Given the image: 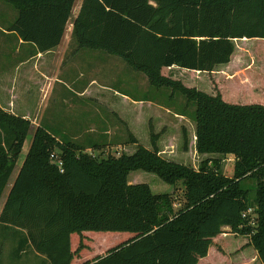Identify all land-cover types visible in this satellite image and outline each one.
Segmentation results:
<instances>
[{
	"label": "trees",
	"instance_id": "1",
	"mask_svg": "<svg viewBox=\"0 0 264 264\" xmlns=\"http://www.w3.org/2000/svg\"><path fill=\"white\" fill-rule=\"evenodd\" d=\"M6 1L18 11L9 31L39 52L59 44L73 0ZM72 33L79 47L144 73L149 97L138 100L192 118L195 151L211 156L196 168L167 159L153 132L151 149L129 134L132 153L98 156L39 123L0 212V255L13 231L15 256L32 249L41 264H264V100L245 95L248 85L264 95V0H83ZM245 40L261 43L257 65L244 67V51L236 54ZM181 68L208 73L214 93L165 74ZM233 87L241 97L227 95ZM30 127L0 105V197ZM226 155L231 177L221 170ZM137 170L180 182L178 205L173 192L129 181ZM249 206L255 225L242 217ZM227 234L247 235L239 249L251 245V257L235 259Z\"/></svg>",
	"mask_w": 264,
	"mask_h": 264
},
{
	"label": "rangeland",
	"instance_id": "2",
	"mask_svg": "<svg viewBox=\"0 0 264 264\" xmlns=\"http://www.w3.org/2000/svg\"><path fill=\"white\" fill-rule=\"evenodd\" d=\"M17 16L18 11L13 6H11L9 3H6L5 1L0 0L1 29L8 30L9 26L14 22ZM0 34H2L1 30ZM8 43L9 47L7 46L5 49L8 53H10L5 54V58L10 60V67L13 68L15 63L18 62H15V58L18 57L15 55L17 53L15 52L14 47L16 42L10 41ZM236 44L237 46H240L239 49L237 47L236 54H238L239 51L240 53L244 51L241 57V59L245 61L244 67L252 63L257 65V59L252 53H255V48H257L256 46L261 43L257 44L256 41L245 40L236 41ZM262 45H264V43ZM260 46L261 45H259V51L262 55H264V46ZM65 58L66 57H64V59ZM117 61V59L111 58L108 61L110 64L107 63L105 68L106 73H109L110 71L116 73V80L111 79L112 85L117 86L116 90L127 95V98L132 101H139L138 99L148 98L149 95L146 93V89L148 87L146 75L142 72H139L138 86L136 81L132 82L131 80L134 76L131 77V74L127 70H125L123 67H119L122 65V63L119 64ZM115 64L118 66L115 67ZM96 65L101 66V64ZM124 66L127 69H131L125 63ZM95 69L96 68H94L93 72H91V75L101 79L99 78V73L94 74ZM181 69L182 71L179 69L165 70V74H168L172 77L175 76V78H179L184 82H188L189 86H196L205 92L214 93L215 87L213 88L211 86V78L208 73H188L187 71L189 70L183 68ZM102 70L103 68H101L99 71L101 72ZM133 72L136 73L137 71ZM82 73L88 75L85 68L80 70H78V68H74V70L71 72V75L73 77H77ZM109 74H111V72ZM11 75H13V73H9L8 76ZM120 76L122 80L119 78ZM10 78H17L20 80L17 75L11 76ZM248 86L249 87L246 88L245 85V95H253L254 98H257V101L264 100V95L257 94L260 91L259 88L251 85ZM231 89L233 90L227 92V95L229 94L231 97L240 95L241 97L242 92H240L235 87ZM247 89L249 91H247ZM66 92V89H63L57 85L56 89L51 92L48 97H45L41 101V93H39L38 90L34 88V86L29 85V87H25L24 89L20 88L17 91V97H15L17 101H19L20 105L19 108H16V111L22 112L23 114L21 109H27L29 114L31 112V118L33 121H31L29 135L24 142L23 149L9 179L15 178L19 166L26 155L31 140V135L37 122L50 129L51 132L53 131L56 133L59 136L57 139H68L77 145L86 148L85 150L87 152H91L92 154L98 156H104L107 154L118 156L122 152L132 153L136 149L137 144L129 142V134L136 138L139 144L151 149V132L157 134L158 148L160 151H162V156L167 159L181 162L196 168L199 167L203 159L211 156L205 155V157H202L201 154L196 155L194 151V145L192 143L194 140L195 123L190 117H184L182 119L172 117L164 110L163 106L144 103L147 102V100H140L144 104H137L133 106L117 104L111 107L107 103L100 105L95 100L76 97V95L66 94ZM166 93H168V90ZM158 100L165 101L163 98L160 99V95L158 96ZM176 101H182L181 97L176 98ZM175 104L176 102H171L172 107ZM118 109L121 110V112H119L121 115L118 114ZM34 117H36V119H34ZM186 144L187 147H185ZM220 157L223 158L221 167L223 174L225 176L231 177L233 174V155ZM128 178L129 181L132 182L148 183L155 193L173 192L172 196L173 198H176L174 200V205H178L179 201L182 199L183 185L180 182H178L176 188H174V186L162 181L159 177H157V175L141 170L130 172ZM245 184L246 186L251 187L253 180L246 179ZM250 196H253L252 191L250 192ZM90 237L93 239L92 242L94 243V246H96L97 244L95 241L98 237L93 235ZM111 237L115 239L118 238L114 236H110L109 238ZM224 239L226 245L232 250V252H234L235 259H238L239 257L244 259L250 258L254 252L253 247L248 244H246L243 251L239 249L241 245L248 242L249 237L247 235L227 234ZM16 240L17 237L13 236V231L10 238L4 240L0 255V264L42 263L44 258L36 254L32 249H28L18 257L15 256L14 248L17 244ZM246 262L247 260L245 261V264Z\"/></svg>",
	"mask_w": 264,
	"mask_h": 264
},
{
	"label": "crops",
	"instance_id": "3",
	"mask_svg": "<svg viewBox=\"0 0 264 264\" xmlns=\"http://www.w3.org/2000/svg\"><path fill=\"white\" fill-rule=\"evenodd\" d=\"M2 1H5L6 3H9L11 6H13L6 0ZM62 1L63 0H56L57 3ZM82 1L83 0L72 1L71 13L66 21L65 30L61 41L55 48L45 52H39L34 44L23 41L15 32L0 28L2 32V34H0V105L4 109L11 113H15L18 115L20 114L33 121V119L31 118V112L29 114L27 109H21L23 111V114L22 112L16 111V108H19L20 105L19 101H17L16 99L17 91L20 88L24 89L25 87H29V85L34 86V88H36L38 92L41 93V101L45 97H48L51 92L56 89V86L59 85L63 89L67 90L66 94H73L76 95V97L95 100L100 105L106 103L111 107L117 104H126L129 106H133L137 104L148 103L158 105L148 100L144 103H142L140 100L132 101L127 98V95L116 90L117 86L112 85L111 81V79L116 80V73L110 71L111 74H109L110 72L106 73L105 71L106 65L107 63H109L108 61L111 58L117 59V62H119V64L122 63V65L119 67H123L125 70H127L131 74V77L134 76L131 79L132 82L136 81L138 85L139 81V72L134 73V70L127 69L124 66L123 61L118 56L98 49L79 47L78 41L76 40L72 32L73 21L80 10ZM10 41L16 42V45H14V47L15 52L17 53L15 55L18 56L15 58V62H18L15 63L13 68L10 67V60L5 58V54L10 53H8L5 49V47H9L8 42ZM64 57L66 58L64 59ZM29 63L33 65H30ZM95 63L101 64V66H97ZM114 66L117 67L118 65L115 64ZM74 68H78V70L85 68L88 75L82 73L80 76L78 75L77 77H73L71 75V72L72 70H74ZM94 68H96L94 74L99 73V78L101 79H98L96 76L91 75V72H93ZM101 68H103V70L100 72L99 70ZM9 73H13V75L11 76L17 75L20 80H18L17 78H10L11 76H8ZM119 78L122 80L121 76ZM164 110L172 117L179 119L185 117L171 111L170 109L164 108ZM117 112L119 115H121L119 113L121 112L120 109H118ZM34 119H36V117H34ZM37 125H39L38 122L36 123V126ZM192 143L194 145L195 151V141L193 140ZM196 155L199 154L196 153ZM201 155L202 157H205V155L210 154ZM13 180L14 178L8 180V183L2 192V195L0 197V212L2 210L9 189L13 183ZM223 230L229 231V228L223 227Z\"/></svg>",
	"mask_w": 264,
	"mask_h": 264
},
{
	"label": "built area",
	"instance_id": "4",
	"mask_svg": "<svg viewBox=\"0 0 264 264\" xmlns=\"http://www.w3.org/2000/svg\"><path fill=\"white\" fill-rule=\"evenodd\" d=\"M254 206H249L246 208V210H244V212L242 213V217L247 219V224L248 225H255V217H256V213L254 211ZM225 228H229V226H224Z\"/></svg>",
	"mask_w": 264,
	"mask_h": 264
}]
</instances>
